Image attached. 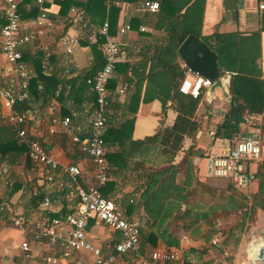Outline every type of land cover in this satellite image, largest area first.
I'll return each mask as SVG.
<instances>
[{
    "label": "crops",
    "instance_id": "obj_1",
    "mask_svg": "<svg viewBox=\"0 0 264 264\" xmlns=\"http://www.w3.org/2000/svg\"><path fill=\"white\" fill-rule=\"evenodd\" d=\"M59 1L61 0H50L45 3L44 6L48 8L46 15L50 21V25H47L46 22L38 24L37 28L40 31L38 38L34 42L21 47L24 56L22 57L24 60H21L23 64L21 73L26 74L25 76L22 77L20 75L21 73L18 75L10 73L11 65L8 62L7 65L6 63H2L3 61L5 62V56L0 50V89L3 87L12 88L13 85H10V82H13L16 86L17 82H21L25 78L29 86L30 79L36 77L38 74L36 57H42V64L40 65L42 74L49 75L51 72L57 71L56 73L60 77L64 76L67 80L74 79L76 85L83 75L90 70L94 63V53L90 43L85 40H80V44L74 48L71 54L64 53L63 47L59 45L58 41L60 36L66 33L71 35L76 33L77 25L71 19V9L72 7L80 8L79 6H72L66 14H62L59 12ZM139 1L113 0V4L119 9L116 16L117 29L122 23L129 22L131 24V29L125 34L120 36L115 32L114 35L121 43L120 47H123L125 50L120 63L123 62L133 65L142 56L143 48L153 49L154 46L160 47L165 41L164 26L167 17L160 11H139L137 9ZM115 2H118V4H115ZM34 3L38 6L36 16L29 14L31 9L30 3H21V7L25 13L22 14L20 12L24 26L31 25V22L40 15V6L36 0ZM107 3L110 4L109 2ZM262 10L264 9L258 8L257 0H238L236 16L226 18L223 0H205L201 33L202 35H209L214 31L220 33L238 31L249 34L259 28V18ZM2 12L3 3L0 0V17ZM85 13L87 15L86 11ZM95 26L98 27L97 29L100 28L99 24ZM142 26L145 27L144 31L140 29ZM92 27L94 26L92 25ZM178 62L182 67L186 68L179 55ZM259 63L262 69V77H264V31L261 32V57ZM127 73L130 75V69L127 70ZM226 74L229 76L230 81L231 74L226 72L223 75ZM121 77L120 72L117 71L114 73L113 80H117V84L112 89L113 91L119 88L118 86L121 83L119 80ZM126 83L128 86L122 99L119 101L117 99L112 100L108 108V123L110 125L116 126L125 113L123 101L126 97L128 98L129 94L127 90L131 87L129 82L126 81ZM37 84L38 89L42 92V83L38 81ZM59 90L60 86L55 91V95L59 94ZM206 90L203 89L202 98L194 113V118L199 121L200 126L195 135L184 138L180 150L172 160V164L178 163L186 150L191 147L196 151V154L192 156V160L197 179L203 175L200 173L202 168L205 172V157L207 155L227 151L235 144L238 137L257 130L258 128L255 129V125H260L262 122V114H253L250 116L239 112V115L244 117L246 122H236L238 123L237 132L234 133L233 137H216L214 132L217 125L223 121L224 116L229 113L230 108H232L233 112V106L228 104L226 92L222 88H215L211 102L208 101L209 97L206 95ZM73 92L74 89L71 88L70 93L68 91L64 97L60 96L59 98H55L52 96L48 100H45L43 94L38 98H34L28 90L27 99H30L31 109L25 113L31 116L29 117L30 120L28 123L39 134L47 133L53 117L71 116L73 111L76 113V116L72 117L71 129L69 131L59 130L52 135L48 143V148L62 165H67L70 162L78 163L83 169L81 183L85 185L91 183L92 165L89 159L79 151L77 145L71 141V134L80 133V130L82 132L87 129L89 114H91L93 103L85 98L80 103L77 100L74 101ZM174 105V102L169 100L163 110L159 100L141 103L136 113L132 139H144L147 136L153 135L161 126H171L177 116ZM67 108L69 112L64 115L63 110ZM262 131L264 133V130ZM129 144L127 142V146H130ZM155 148L149 146L144 156L139 157L135 155L129 157L126 161L119 159L117 164L110 163L107 160L111 167L110 177L102 188V192L106 193L104 195L114 200L127 217L139 223V255L146 257L158 249H180L182 250L183 256H186L192 261L209 260L210 264H253L251 257L246 254L249 237L241 238L238 250L230 260L228 259L229 251L223 248L218 234H215L212 240L207 242L202 235L193 237L185 230L178 228L174 235L179 239V248L168 246L161 239H150L146 241V235L152 231V221L157 220L161 216L163 211L162 206L164 207V200L160 195H155V198L148 199L147 208L140 200L145 174L152 168H160L167 164L164 161V157ZM107 151L119 152L121 151V146L117 143L111 144L108 146ZM8 159L7 156L3 160L0 158V170L6 169L9 179L12 180V185L16 184L18 188L14 193L10 194L9 188L11 185L5 184L4 179L0 177V198L2 199L0 204V264H48L42 261L40 256L46 254V251H49V249L45 246L41 247L40 245H36L32 238L31 228L34 222L38 220H43L48 216L58 215L60 208H62L61 212L69 209L64 196L65 189H57L56 187H49L47 185L37 187L35 178L42 173V169L30 161L26 152L18 157H12L13 160L15 159L12 164L8 162ZM262 162L264 160L252 163V169L257 171L259 164ZM64 177L66 176L64 175ZM35 188H38L37 191ZM256 188L257 183L253 186V191ZM38 191H42L44 196L50 197L56 204L53 207L55 212L41 210L40 203L42 200L35 205L36 201L33 202L32 199L33 195L38 193ZM152 203H154L153 206ZM182 209H185V204H182ZM19 215L24 217V224L21 226L13 224V219ZM87 232L96 245L104 247L107 251H112V245L119 239L116 232L110 230L102 223H97L93 219L89 221ZM251 233L252 235H256L259 231L253 230ZM24 239L30 241V249L27 251L23 250L20 246ZM262 239L263 236L258 237L256 247L261 246ZM188 249H194V251L188 252ZM114 254H116L118 261L123 259L117 253ZM126 255L129 256L125 257L127 261L137 258L134 253H128ZM88 257L90 258V255L85 251L76 252L71 256L61 259L58 264H85Z\"/></svg>",
    "mask_w": 264,
    "mask_h": 264
},
{
    "label": "trees",
    "instance_id": "obj_2",
    "mask_svg": "<svg viewBox=\"0 0 264 264\" xmlns=\"http://www.w3.org/2000/svg\"><path fill=\"white\" fill-rule=\"evenodd\" d=\"M159 1V11L167 17L164 26L165 41L160 47L143 48L142 56L133 65L123 62L117 64L115 72H120L122 76L118 87L126 81L130 83L131 87L127 90L128 98L126 97L123 101L125 113L116 126L108 123L107 112L104 140L107 143V150L108 146L114 143L121 146L119 152L106 151V158L110 163L117 164L119 159L126 161L135 155L144 156L149 146L156 147V151L158 150L160 155L164 157L167 164L160 168L150 169L145 174V181L142 183L140 200L146 208L148 199L155 198V195H160L164 200L162 214L157 220L152 221V231L146 235L145 239L146 241L161 239L166 245L179 248V239L174 235L178 228L185 230L193 237L202 235L209 242L218 233L217 221L222 217L240 214L241 219L238 228L242 231L245 221L249 218L252 219L257 211H264V162L259 164L256 171L257 188L254 192L248 193L235 189L228 182L227 188L231 190L224 195L217 193L216 190L209 192L206 187L201 186L196 177L192 160L196 151L191 147L186 150L178 163L172 164V160L180 150L184 138L195 135L200 126L199 121L194 118V113L203 95L202 91L199 97L193 98L191 95L179 91L180 79L184 76L187 68L182 67L178 62V47L189 34H194L207 44L217 56L219 75L226 72L231 74L230 92L233 103L239 107L241 114L250 116L262 114V122L260 125H255V129L264 130V77H262V69L259 63L261 32L264 31V10L260 14L259 28L249 34L238 31L227 33L214 31L209 35H202L201 24L205 0ZM22 2L31 4L30 15H37L38 6L35 5V0H23ZM21 3L19 11L25 14ZM59 4V12L62 14H66L72 6H79L84 9L87 12L89 22L95 28H98L95 25L98 26L99 24L101 27L103 22L108 20L110 35L114 36L115 32L117 33L116 16L119 9L113 4V0H61ZM0 18V23L3 24L5 22L3 12ZM104 40L103 36H98L95 41L90 43L94 53V63L77 85L74 79L67 80L64 76L60 77L56 73L57 71H53L49 75L42 74L40 68L42 57H36L38 74L30 79L28 86L32 96L38 98L43 94L45 100L52 96L55 98L64 97L66 95L63 92L69 87V93L71 88L74 89L73 94L71 93L74 101L77 100L80 103L84 98L92 101V111L96 107V94L91 89V91L89 90L90 87L86 83V78L95 76L105 63L103 54L98 48ZM120 49L123 54L125 50L123 47ZM128 69H130V75L127 73ZM38 81L42 83V92L38 89ZM116 84L117 80L112 78L108 86L112 90ZM59 86V94L55 95ZM153 100H159L163 110L169 100L174 102V108L177 111L174 123L169 127H159L153 135L144 139H132L136 113L140 104L149 103ZM14 109L19 113L31 109L30 99L18 101ZM68 112V108L63 110L64 115ZM237 125L238 123L233 121L232 108H230L223 121L217 125L214 135L220 138H232L237 132ZM127 142L130 143V146H127ZM26 151V146L17 143L15 130L6 123L0 112L1 160L7 156L8 162L12 164L15 160L12 157H18ZM17 188L18 185L16 184L11 185L9 193H14ZM202 194L209 195L203 197ZM43 197V192L38 191L33 195L32 201H36L35 205H37V202L41 201ZM1 202L2 199L0 198V204ZM182 204H185L184 210ZM153 205L154 203H152ZM240 241L241 233L235 234L232 228H229L221 239V244L225 250L233 251L235 254ZM191 251L194 249H188V252ZM118 255L123 257L121 261L127 264H135L138 261V258L127 261L125 257L128 255L126 254ZM233 256L229 255L228 259L230 260ZM184 264H210V262L209 260L192 261L184 256Z\"/></svg>",
    "mask_w": 264,
    "mask_h": 264
},
{
    "label": "built area",
    "instance_id": "obj_3",
    "mask_svg": "<svg viewBox=\"0 0 264 264\" xmlns=\"http://www.w3.org/2000/svg\"><path fill=\"white\" fill-rule=\"evenodd\" d=\"M22 1L2 0L5 22L0 26V50L11 65L10 73L16 75L20 74L23 68L21 47L38 38L40 34L38 24L46 22L50 25L46 15L48 8L44 6L50 0H36L41 12L29 26L22 24L19 11ZM257 3L259 9H264V0H257ZM137 9L142 12H157L160 10V1L140 0ZM71 13V19L76 23L77 31L74 35L66 33L60 36L58 42L63 47L64 53H73L74 48L83 38H87L89 43L95 41L98 36L105 38L99 45L105 63L95 76L86 78V83L96 94V107L89 114L87 129L71 134V141L91 162V183L85 185L81 183L83 169L78 163L70 162L62 165L48 148L52 135L59 130L69 131L71 129L72 117H75L76 113L73 111L71 116L53 117L47 133L39 134L28 123L29 115L25 112L19 113L14 109L18 101L28 97L27 79L17 82L16 86L12 84V88L0 89V109H3L4 120L15 130L17 143L26 146V154L30 161L42 169V173L35 178V184L37 187L47 185L65 189L64 196L70 209L61 212L62 208H60L57 216H48L34 222L31 228L33 240L36 245L49 249L40 257L45 263L58 264L61 259L76 252L85 251L90 255L85 264H127L118 261L114 253H134L138 258L135 264H184V256L180 249H158L146 257L140 256L138 252L139 223L127 217L116 202L102 192V188L109 180L111 168L106 158L107 144L104 140L107 112L110 102L114 99L121 100L128 86L125 82L115 91L108 86L117 64L122 59L121 43L116 36L110 35L108 20H105L97 29L92 27L83 9L72 7ZM130 29L129 22L122 23L117 29V35L121 36ZM140 29L144 31L145 27L142 26ZM20 75L23 77L26 74L21 73ZM212 83L211 79L187 69L180 79L179 91L197 98L203 89H207ZM263 160L264 133L261 129H257L238 137L235 144L227 151L207 155L204 176L207 179L226 180L235 189L251 193L253 186L257 183L256 171L252 169L251 164ZM0 177L4 179L5 184L12 185L6 169L0 170ZM37 189L35 188L36 191ZM40 206L45 212H55L53 207L56 204L48 196L43 197ZM91 219L102 223L118 234L119 239L112 245V251L96 245L89 237L87 227ZM13 224L23 225L24 217L17 216L13 219ZM263 235L262 230L248 239L246 254L251 257L253 264H264V245L256 247L258 237ZM20 246L27 251L30 249V241L24 239Z\"/></svg>",
    "mask_w": 264,
    "mask_h": 264
},
{
    "label": "water",
    "instance_id": "obj_4",
    "mask_svg": "<svg viewBox=\"0 0 264 264\" xmlns=\"http://www.w3.org/2000/svg\"><path fill=\"white\" fill-rule=\"evenodd\" d=\"M225 17H235L237 13L238 0H223ZM178 55L183 61L184 66L192 73H197L213 81L212 85L207 88L206 95L208 101H212L213 91L219 87L226 92L228 104L233 106L232 118L234 122H246L244 117L239 115V108L233 103L230 92L229 76H219L218 60L215 52L194 34H189L179 45Z\"/></svg>",
    "mask_w": 264,
    "mask_h": 264
},
{
    "label": "rangeland",
    "instance_id": "obj_5",
    "mask_svg": "<svg viewBox=\"0 0 264 264\" xmlns=\"http://www.w3.org/2000/svg\"><path fill=\"white\" fill-rule=\"evenodd\" d=\"M81 40H85L88 41L87 38H83ZM2 63H6L7 65V60L5 58V62L3 61ZM14 85L13 82H10V85ZM11 87V86H10ZM68 92V88L64 90V95H67ZM5 110V109H4ZM3 109H0V112L2 114ZM29 117H31L29 115ZM202 171L200 172L202 175V177L198 178V181L201 183V186L203 188H207L209 192H211V190H216L217 193H220L222 195L226 194L229 190H231L230 188H227V184L228 182L225 180H221V179H207L204 176V169H201ZM254 192V191H253ZM209 194H202L203 197H207ZM211 197V196H210ZM241 219V215L240 214H233L230 215L228 217H222L221 219H219L217 221V228H218V235L221 239H223V237L225 236V234L227 233L229 228H232V230L234 231L235 234H239L241 233V238L245 237H251L253 236L251 232H253V230L259 231V233L263 230L264 231V211H257L252 219H248L247 221L244 222V226L242 231H240V229L238 228L239 226V221ZM234 228V229H233ZM258 233H256L257 235ZM229 255H234L233 251H229Z\"/></svg>",
    "mask_w": 264,
    "mask_h": 264
},
{
    "label": "bare ground",
    "instance_id": "obj_6",
    "mask_svg": "<svg viewBox=\"0 0 264 264\" xmlns=\"http://www.w3.org/2000/svg\"><path fill=\"white\" fill-rule=\"evenodd\" d=\"M264 245V235H263V239L261 241V246Z\"/></svg>",
    "mask_w": 264,
    "mask_h": 264
}]
</instances>
